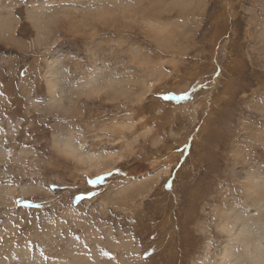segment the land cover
Listing matches in <instances>:
<instances>
[{
  "label": "rangeland",
  "instance_id": "1",
  "mask_svg": "<svg viewBox=\"0 0 264 264\" xmlns=\"http://www.w3.org/2000/svg\"><path fill=\"white\" fill-rule=\"evenodd\" d=\"M263 190L264 0H0V264H230Z\"/></svg>",
  "mask_w": 264,
  "mask_h": 264
},
{
  "label": "bare ground",
  "instance_id": "2",
  "mask_svg": "<svg viewBox=\"0 0 264 264\" xmlns=\"http://www.w3.org/2000/svg\"><path fill=\"white\" fill-rule=\"evenodd\" d=\"M63 150L66 153H72L78 160L90 161L93 159L92 156L83 154L74 142L68 140L61 144ZM264 192V190H263ZM263 195V196H262ZM257 204L264 206V193L257 199ZM263 217V216H262ZM239 219L243 220L241 228V238L246 245L247 252L243 259H239L237 262L233 261L230 264H264V220L259 218L256 222L250 221V217L247 215H240ZM257 219V218H256ZM253 247L254 250H249ZM249 252V253H248Z\"/></svg>",
  "mask_w": 264,
  "mask_h": 264
}]
</instances>
